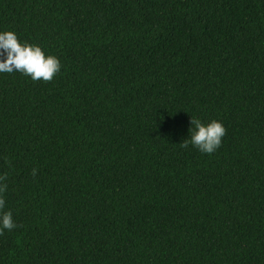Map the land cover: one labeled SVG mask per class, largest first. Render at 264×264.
<instances>
[{"label":"trees","instance_id":"obj_1","mask_svg":"<svg viewBox=\"0 0 264 264\" xmlns=\"http://www.w3.org/2000/svg\"><path fill=\"white\" fill-rule=\"evenodd\" d=\"M6 30L62 69L0 74V264H264V0H0Z\"/></svg>","mask_w":264,"mask_h":264},{"label":"clouds","instance_id":"obj_2","mask_svg":"<svg viewBox=\"0 0 264 264\" xmlns=\"http://www.w3.org/2000/svg\"><path fill=\"white\" fill-rule=\"evenodd\" d=\"M62 69L58 56L46 53L39 44L29 43L19 38L14 30L0 31V74L19 72L33 81H51ZM190 140L181 143L184 148L189 143L201 153L212 154L222 144L227 129L222 121L212 120L204 123L192 118ZM37 169L32 170V175ZM7 173L0 174V236L17 227L13 213L7 209Z\"/></svg>","mask_w":264,"mask_h":264}]
</instances>
